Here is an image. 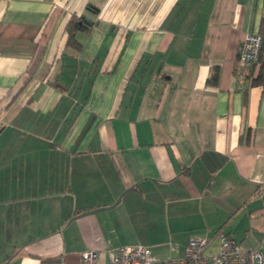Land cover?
Instances as JSON below:
<instances>
[{
	"label": "crops",
	"instance_id": "obj_1",
	"mask_svg": "<svg viewBox=\"0 0 264 264\" xmlns=\"http://www.w3.org/2000/svg\"><path fill=\"white\" fill-rule=\"evenodd\" d=\"M262 3L0 0V264L215 251L217 229L264 254V59L237 62Z\"/></svg>",
	"mask_w": 264,
	"mask_h": 264
},
{
	"label": "built area",
	"instance_id": "obj_2",
	"mask_svg": "<svg viewBox=\"0 0 264 264\" xmlns=\"http://www.w3.org/2000/svg\"><path fill=\"white\" fill-rule=\"evenodd\" d=\"M261 59H264L262 36L256 31L246 32L237 51V62L243 73L247 75L249 68ZM214 237L218 242L215 251L209 250L211 238L190 237L181 255L162 259L154 257L146 245H122L111 253L108 264H264V254L259 247H245L222 229H218ZM96 257L97 253L92 250L81 254L83 264H92Z\"/></svg>",
	"mask_w": 264,
	"mask_h": 264
},
{
	"label": "trees",
	"instance_id": "obj_3",
	"mask_svg": "<svg viewBox=\"0 0 264 264\" xmlns=\"http://www.w3.org/2000/svg\"><path fill=\"white\" fill-rule=\"evenodd\" d=\"M91 10L97 11V8L88 6ZM92 25L91 21L86 20L83 16H77L75 14L70 15L68 21L65 24V32L67 33L66 45L74 49H79L80 45L76 41V33L78 31H88ZM262 36V50L264 51V18L260 20L258 30L256 31ZM261 59L259 62H261ZM216 79V73L213 76V80ZM218 230V229H217ZM216 230V231H217Z\"/></svg>",
	"mask_w": 264,
	"mask_h": 264
},
{
	"label": "water",
	"instance_id": "obj_4",
	"mask_svg": "<svg viewBox=\"0 0 264 264\" xmlns=\"http://www.w3.org/2000/svg\"><path fill=\"white\" fill-rule=\"evenodd\" d=\"M99 209H102V208L90 209V210L85 211V212H82L81 214H78V215H76V216L83 215V214H87V213H92V212H95V211H97V210H99ZM76 216H75V217H76Z\"/></svg>",
	"mask_w": 264,
	"mask_h": 264
},
{
	"label": "rangeland",
	"instance_id": "obj_5",
	"mask_svg": "<svg viewBox=\"0 0 264 264\" xmlns=\"http://www.w3.org/2000/svg\"><path fill=\"white\" fill-rule=\"evenodd\" d=\"M260 9V8H259Z\"/></svg>",
	"mask_w": 264,
	"mask_h": 264
}]
</instances>
